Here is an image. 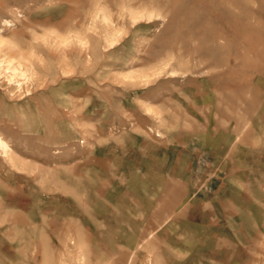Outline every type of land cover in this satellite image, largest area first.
Listing matches in <instances>:
<instances>
[{
	"label": "rangeland",
	"instance_id": "374dc122",
	"mask_svg": "<svg viewBox=\"0 0 264 264\" xmlns=\"http://www.w3.org/2000/svg\"><path fill=\"white\" fill-rule=\"evenodd\" d=\"M0 264H264V0H0Z\"/></svg>",
	"mask_w": 264,
	"mask_h": 264
},
{
	"label": "bare ground",
	"instance_id": "6f19581e",
	"mask_svg": "<svg viewBox=\"0 0 264 264\" xmlns=\"http://www.w3.org/2000/svg\"><path fill=\"white\" fill-rule=\"evenodd\" d=\"M1 146H3V148L5 147V145H4V144H2V142H1Z\"/></svg>",
	"mask_w": 264,
	"mask_h": 264
}]
</instances>
